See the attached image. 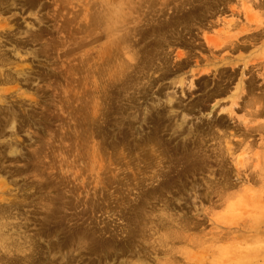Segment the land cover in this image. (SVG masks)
Instances as JSON below:
<instances>
[{
    "label": "rangeland",
    "instance_id": "obj_1",
    "mask_svg": "<svg viewBox=\"0 0 264 264\" xmlns=\"http://www.w3.org/2000/svg\"><path fill=\"white\" fill-rule=\"evenodd\" d=\"M3 1L0 233L40 253L0 256L242 264L264 234V0Z\"/></svg>",
    "mask_w": 264,
    "mask_h": 264
},
{
    "label": "bare ground",
    "instance_id": "obj_2",
    "mask_svg": "<svg viewBox=\"0 0 264 264\" xmlns=\"http://www.w3.org/2000/svg\"><path fill=\"white\" fill-rule=\"evenodd\" d=\"M180 2V1H179ZM185 2V1H184ZM187 2H189V1H187ZM262 2V1H261ZM260 2V3H261ZM7 3V2H6ZM127 3V2H126ZM150 3H153V1L151 2L150 1ZM178 3V2H177ZM2 4H4V1L3 0H0V5H2ZM129 4H130V2H129ZM188 4V3H187ZM165 5V4H164ZM152 7V6H151ZM179 8V7H178ZM177 8V9H178ZM148 9H149V7H148ZM191 9V8H190ZM144 10V9H143ZM147 11V10H146ZM146 13V12H145ZM187 13V12H186ZM149 14V13H148ZM94 15V14H93ZM141 15H143V13L141 12ZM140 15V16H141ZM150 15V14H149ZM177 15V14H176ZM182 16V15H181ZM147 17V16H146ZM136 18H138V17H136ZM2 20V19H1ZM150 21V20H149ZM134 22H136V21H134ZM143 22V21H142ZM171 22V21H170ZM163 23V22H162ZM144 24V23H143ZM124 25V24H123ZM122 25V26H123ZM128 25V24H127ZM141 25V24H140ZM121 26V27H122ZM126 26V25H125ZM138 26V25H137ZM143 26V25H142ZM128 27V26H127ZM140 27V26H139ZM137 28V27H136ZM132 29V28H131ZM115 30V29H114ZM120 30V29H119ZM127 30V29H126ZM130 30V29H129ZM141 32H143L142 30H141ZM140 32V33H141ZM121 33H123V31L121 32ZM1 34V33H0ZM119 34V33H118ZM131 34V33H130ZM139 34V33H138ZM126 36V35H125ZM254 36V35H253ZM130 37V36H129ZM248 37V36H247ZM142 38V37H141ZM252 38V37H251ZM123 39H125V38H119V40H118V42L119 43H121V44H123L124 42H126V40H123ZM31 40V39H30ZM127 40H128V38H127ZM131 41V40H130ZM130 41H128V44H129V42ZM139 42V41H138ZM113 44V43H112ZM118 44V43H117ZM126 45L125 46V48L126 49H128L127 51H125V52H123L125 55H124V57L125 58H127V64H128V66H127V64H126V66H127V69H125V71L128 73V71H130L131 69H133L134 70V68H132V67H134L133 66V64L131 63L134 59L136 60V53H139L138 51H135L134 50V48L133 49H130L131 47H133L132 46V43L131 44H129V45ZM236 44V43H235ZM130 46V47H129ZM118 47H120V46H118ZM119 49V48H118ZM118 51V50H117ZM132 51H134V52H132ZM146 52H147V50H146ZM7 54V53H6ZM8 55V54H7ZM122 55V54H121ZM138 56V55H137ZM6 59V58H5ZM5 59H4V56L2 55V53L0 52V68L2 67V64L4 65V64H7V62L5 61ZM8 59H9V57H8ZM10 59H11V57H10ZM9 59V60H10ZM116 60V59H115ZM121 60V59H120ZM130 61V62H129ZM129 62V63H128ZM124 63V62H123ZM8 65V64H7ZM148 67V66H147ZM126 68V67H125ZM3 68H1L0 69V78H2V76H6V73H5V71L4 70H2ZM113 69V68H112ZM130 69V70H129ZM121 70V69H120ZM123 70V69H122ZM118 71V70H117ZM126 72H124L123 71V73H126ZM11 74V73H10ZM120 74V73H119ZM118 75V74H117ZM126 75V74H125ZM124 75V76H125ZM131 75L132 74H128L127 76H126V78L123 80V85H125L126 83H128V81L129 80H131ZM13 77V76H12ZM118 77V76H117ZM6 78L9 80L10 79V77L7 75L6 76ZM13 79V78H12ZM14 79H16V77L14 78ZM5 80V79H4ZM15 81V80H14ZM130 85V84H129ZM132 85V84H131ZM128 86V85H127ZM129 87V86H128ZM133 88V87H132ZM216 93V92H215ZM1 97H2V95H0V100H1ZM6 97V96H5ZM11 108V111H10V115H12V124H15V122H16V120H17V118H18V116H19V113L16 111V109L15 108H13V107H10ZM9 108V109H10ZM0 115H1V112H0ZM10 121V120H9ZM9 121H7V123L9 122ZM9 124V123H8ZM159 139V138H158ZM156 140V139H155ZM198 142V141H197ZM157 143V142H156ZM158 144V143H157ZM156 145V144H155ZM9 146V145H8ZM159 146H161V145H159ZM167 146V145H166ZM166 148V147H165ZM7 149V148H6ZM162 149V148H161ZM161 151V150H160ZM172 153V152H171ZM96 155V154H95ZM171 156V155H170ZM240 157V156H239ZM100 158V157H99ZM4 159V158H3ZM241 159V158H240ZM100 161V160H99ZM101 162V161H100ZM99 165H100V163H99ZM108 168V167H107ZM103 173V172H102ZM105 177V176H104ZM159 182V181H158ZM1 183V182H0ZM153 184V183H152ZM147 186V185H146ZM144 189V188H143ZM148 189V188H147ZM100 192V191H99ZM142 192V191H141ZM157 192V191H156ZM139 193V192H138ZM146 193V192H145ZM71 195H72V193H71ZM137 196V195H136ZM12 197V196H11ZM145 197V194H143V196L141 197V198H144ZM10 198V197H9ZM138 200V199H137ZM88 201H90V200H88ZM140 201V200H139ZM15 202H16V200H10L9 201V204H11V205H9V207L8 208H6V207H0V227H2V226H4V227H6V226H8V223L9 222H3V219H5V218H10V217H13L14 215H15V210L13 211V207L12 206H14V204H15ZM95 203V202H94ZM100 202H98L97 204H99ZM137 203V202H136ZM140 203V202H139ZM67 204V203H66ZM72 205V204H71ZM102 205V204H101ZM67 206V205H66ZM94 207V206H93ZM96 208V207H95ZM98 208V207H97ZM99 208H100V206H99ZM104 208V207H103ZM136 208H137V206H136ZM94 210V209H93ZM94 211H96V210H94ZM87 213V212H86ZM69 214V213H68ZM84 214V213H83ZM133 214V213H132ZM49 217V216H48ZM51 217H53V216H51ZM60 217H62V216H60ZM21 218V217H20ZM82 218V217H81ZM159 218V217H158ZM59 219V218H58ZM133 219V218H132ZM134 220V219H133ZM60 223H62V222H60ZM64 223V222H63ZM86 223V222H85ZM88 223V222H87ZM13 224V223H12ZM58 223H56V225H57ZM44 225V224H43ZM78 225V224H77ZM79 226V225H78ZM26 227V226H25ZM73 227H75V226H73ZM74 229V228H73ZM54 231H58V228H56ZM74 231V230H73ZM72 232V231H71ZM126 232V231H125ZM49 233H51V232H49ZM96 233V232H95ZM130 233V232H129ZM46 235V234H45ZM50 234H47V236H49ZM41 232L39 231V233H38V237L39 238H41ZM115 236V235H114ZM36 237V234L35 235H33V237L32 236H26L25 237V240H24V242H22L21 244H19L18 246L17 245H15V243H13V242H8V241H6V240H10V239H14V236L13 235H9V236H6L5 234H1L0 233V242L3 244V248H7V249H10L11 251H13L14 250V248L15 249H19V250H23V252L24 253H27V252H29L28 253V255L26 254L25 256H24V258H25V260L26 261H29V262H31V261H33L34 260V256H35V254L37 253H40V251H39V248H40V242H39V240L37 239V237ZM73 237V236H72ZM88 237V233H86V232H84V234H83V237H80V240H81V242L84 240V239H86ZM97 237H99V236H97ZM96 237V238H97ZM115 239V238H114ZM111 240V239H110ZM127 240V239H126ZM99 241V240H98ZM19 242V241H18ZM67 243V242H66ZM66 243H63V245H61V244H59V243H55L53 246H51L50 248L52 249V248H54V251H55V254H57V253H60V252H62L63 250H64V247H67V245H66ZM25 249V250H24ZM52 251V250H51ZM14 255V254H13ZM16 255V254H15ZM17 256H18V254H17ZM19 256H20V254H19ZM23 256V255H22ZM64 258H66V257H68V256H66V255H62ZM120 256V255H119ZM146 256V255H145ZM4 257V256H3ZM3 257H1L0 256V264H8V263H10L9 261H7L8 259L6 258V261H5V259L3 258ZM8 257V256H7ZM15 257V256H14ZM13 258V257H12ZM35 258H36V256H35ZM16 259H17V257H16ZM21 259H23V258H21ZM15 260V259H14ZM19 260V259H18ZM160 260V259H159ZM17 261V260H16ZM23 261V260H22ZM103 262V261H102ZM21 263V262H20ZM23 263H24V261H23ZM26 263V262H25ZM51 263V262H50ZM22 264V263H21ZM35 264V263H34Z\"/></svg>",
    "mask_w": 264,
    "mask_h": 264
},
{
    "label": "clouds",
    "instance_id": "obj_3",
    "mask_svg": "<svg viewBox=\"0 0 264 264\" xmlns=\"http://www.w3.org/2000/svg\"><path fill=\"white\" fill-rule=\"evenodd\" d=\"M260 202L258 212L254 214V219L264 224V189L259 193ZM242 264H264V234L257 237L251 253H246L241 257ZM224 264H229L225 261Z\"/></svg>",
    "mask_w": 264,
    "mask_h": 264
},
{
    "label": "snow or ice",
    "instance_id": "obj_4",
    "mask_svg": "<svg viewBox=\"0 0 264 264\" xmlns=\"http://www.w3.org/2000/svg\"><path fill=\"white\" fill-rule=\"evenodd\" d=\"M258 35H264V25H262V31Z\"/></svg>",
    "mask_w": 264,
    "mask_h": 264
}]
</instances>
